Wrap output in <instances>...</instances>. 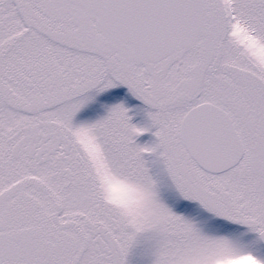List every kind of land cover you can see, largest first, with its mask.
<instances>
[{
  "label": "snow or ice",
  "instance_id": "6c2138e0",
  "mask_svg": "<svg viewBox=\"0 0 264 264\" xmlns=\"http://www.w3.org/2000/svg\"><path fill=\"white\" fill-rule=\"evenodd\" d=\"M117 85L146 126L122 102L75 121ZM148 156L191 209L161 198ZM109 173L138 207L105 197ZM137 247L264 264V0H0V264H129Z\"/></svg>",
  "mask_w": 264,
  "mask_h": 264
},
{
  "label": "rangeland",
  "instance_id": "374dc122",
  "mask_svg": "<svg viewBox=\"0 0 264 264\" xmlns=\"http://www.w3.org/2000/svg\"><path fill=\"white\" fill-rule=\"evenodd\" d=\"M118 87L119 86H117V88ZM124 92H127V90H125ZM90 94L93 95V93ZM116 94L118 93L115 90H108L106 92L97 94L93 97L92 100L88 101L81 108L80 112H77L74 118L75 121L79 122L85 120H95L96 118L103 116L106 113L107 106L117 102H121L119 95L116 96ZM124 97L126 98L127 104H129V111L133 113L131 116V123L136 124L137 126H146L147 118L145 116L144 111L146 106H144L142 102L139 101L137 98L136 101L138 103L135 104L136 101L133 96H130V94L125 93ZM136 115L137 119L136 121H133L132 119ZM135 140L136 143L145 145L150 144L154 140V137L152 136L151 131H147L138 135ZM147 160L150 172L158 181L161 198L169 205L174 206V210L176 211L190 209L189 207L192 206L193 202L185 201L182 198H178L174 189L171 188L167 177L163 173L161 166L157 162H155V160L150 156L147 157ZM128 259L129 264H148V256L144 253L137 257L135 255L130 254Z\"/></svg>",
  "mask_w": 264,
  "mask_h": 264
},
{
  "label": "clouds",
  "instance_id": "9594fccd",
  "mask_svg": "<svg viewBox=\"0 0 264 264\" xmlns=\"http://www.w3.org/2000/svg\"><path fill=\"white\" fill-rule=\"evenodd\" d=\"M100 182L105 197L118 206L136 208L143 200V193L135 185L115 173L102 174ZM213 264H249V261L221 251L214 255Z\"/></svg>",
  "mask_w": 264,
  "mask_h": 264
},
{
  "label": "flooded vegetation",
  "instance_id": "af4514ba",
  "mask_svg": "<svg viewBox=\"0 0 264 264\" xmlns=\"http://www.w3.org/2000/svg\"><path fill=\"white\" fill-rule=\"evenodd\" d=\"M117 86H119L118 88H117ZM117 86H115V87H113V88H110V89H106V90H104L103 92H106V91H112V90H115L118 94H116V96H118L119 95V97H120V101L125 105V107H127L128 108V105L129 104H127V102H126V98L124 97V95H125V93L126 94H130L129 92H128V90H127V88H126V86H124V85H117ZM125 90H127V92H124ZM103 92H100V93H103ZM97 94H99V93H93V97L94 96H96ZM130 96L132 97V95L130 94ZM134 99H135V101H136V98L134 97ZM119 101V100H118ZM138 102L136 101V103L135 104H137ZM142 106V105H141ZM81 110V109H80ZM80 112V111H79ZM129 116L131 117L132 116V112L131 111H129ZM136 119H137V115L136 116H134V118L132 119L133 121H136ZM194 205L192 204V206H190L189 208L191 209L192 207H193ZM141 254H143V251H142V249L140 248V247H137V248H134L133 250H132V252H131V255H135L136 257L137 256H140ZM130 256V255H129Z\"/></svg>",
  "mask_w": 264,
  "mask_h": 264
}]
</instances>
